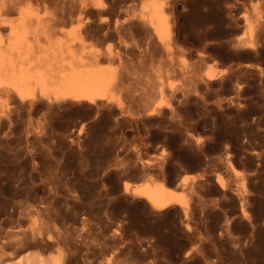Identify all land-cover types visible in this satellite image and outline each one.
Listing matches in <instances>:
<instances>
[{
    "label": "rangeland",
    "instance_id": "1",
    "mask_svg": "<svg viewBox=\"0 0 264 264\" xmlns=\"http://www.w3.org/2000/svg\"><path fill=\"white\" fill-rule=\"evenodd\" d=\"M147 1L107 0L101 32L91 17L116 56L105 101L0 96V264H264V0H164L170 52ZM149 179L184 192L187 216L124 190Z\"/></svg>",
    "mask_w": 264,
    "mask_h": 264
},
{
    "label": "bare ground",
    "instance_id": "2",
    "mask_svg": "<svg viewBox=\"0 0 264 264\" xmlns=\"http://www.w3.org/2000/svg\"><path fill=\"white\" fill-rule=\"evenodd\" d=\"M145 3L143 20L170 52L171 19L166 1ZM49 5L55 8L52 15L41 16L37 12ZM110 13L107 0H0V96L12 93L22 101L42 99L91 105L105 101L116 80V72L102 66L100 61L103 57L113 61L116 56L110 50L104 54L90 42L88 31L92 18L99 19V31L108 26V18L103 15ZM66 14L74 18L65 21ZM73 23V28H65ZM248 26L252 34L253 24ZM205 79L213 81L216 75L209 71ZM161 108L162 104L149 111V115ZM229 165L232 173L238 175V170ZM187 182L181 179L177 187H184ZM124 190L145 199L153 210L178 206L185 217L188 214L184 192L168 187L163 181L149 179L140 184L125 183ZM36 230L39 228L33 232H38ZM2 264H64V258L60 254L46 259L40 253L26 252Z\"/></svg>",
    "mask_w": 264,
    "mask_h": 264
}]
</instances>
